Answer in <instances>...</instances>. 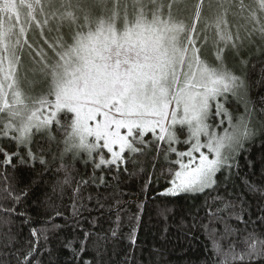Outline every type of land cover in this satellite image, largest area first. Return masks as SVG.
<instances>
[{
    "label": "snow or ice",
    "instance_id": "6c2138e0",
    "mask_svg": "<svg viewBox=\"0 0 264 264\" xmlns=\"http://www.w3.org/2000/svg\"><path fill=\"white\" fill-rule=\"evenodd\" d=\"M257 53L264 0H0V264H54L55 242L63 264H135L161 180L158 197L202 200L189 228L209 237L210 264H264V179L233 183L246 144L264 135L252 124ZM65 157L90 167L88 179ZM25 169L35 173L27 183ZM53 169L45 199L32 201ZM137 174L144 199L125 233L119 187ZM65 196L68 217L55 204ZM41 204L52 209L43 230L30 227Z\"/></svg>",
    "mask_w": 264,
    "mask_h": 264
},
{
    "label": "trees",
    "instance_id": "16d2710c",
    "mask_svg": "<svg viewBox=\"0 0 264 264\" xmlns=\"http://www.w3.org/2000/svg\"><path fill=\"white\" fill-rule=\"evenodd\" d=\"M249 72L252 75V79L257 83L250 91L251 100L254 103L255 111L257 115L253 117L252 124L256 129L264 128V115H261L260 101L261 97H264V86H261L259 81L264 79V56L257 53L251 60V66ZM238 115V113H234ZM57 136L59 134H56ZM45 148H51L53 152L62 150V145L57 146L55 142L44 144ZM246 151H244L239 157V178L233 179V183L237 191L244 189V180H248L251 183H257L264 179V135L258 131L254 141H250L246 144ZM50 158V157H49ZM65 163H74L73 174L77 179L83 176L84 179H88V173L91 172L90 167L80 161H71L68 157H65ZM133 169L130 168V171ZM40 168L37 167L38 173ZM235 171V170H234ZM62 176V173L60 174ZM21 180L27 183L35 176V173L25 169L20 173ZM55 176V170L48 173L45 177V184L40 185L35 189V194L30 197L32 201L37 198L44 200V189L49 186ZM142 176L132 175L125 179L119 187V191L122 192L123 199L127 201L125 208L127 215L124 217V232L126 233L129 227L128 218L134 215L137 211L138 200H143L144 196L141 193ZM164 181L161 180L159 185L153 184L151 187L155 189L149 192V197L154 198L146 202V207L140 218L139 232L137 234V247L135 249V264H210L209 256L212 249V244L203 231V229H190L191 224V212H194L197 207L202 203L201 199L194 197H176V198H164L158 197L157 192L162 191ZM246 190V189H245ZM91 191V189H89ZM87 194V193H86ZM249 201L252 205V210L256 211V205L258 201L251 195ZM162 202H168V206L173 209L170 213V218L165 219L160 216L157 209ZM56 206L60 211L64 213L66 217L71 216V206L67 196L64 197L63 203L60 200L55 201ZM51 211L50 207L45 205H39V213L33 212L32 218L35 221L30 227L43 230L44 222L47 220V216L42 213L45 211ZM203 216V212L200 213ZM256 219L255 216L252 217ZM57 223L63 224V219H57ZM19 226V225H17ZM255 225H250L254 227ZM28 227H24L25 236L28 234ZM104 227L107 228L108 224L105 223ZM241 227H243L241 225ZM68 234L66 228L65 233ZM225 244L227 241L224 242ZM57 249L52 257L55 264L59 261L63 264L64 261L69 259L66 249H60L59 243L55 242L52 245ZM129 251L127 248V241H121L115 248V254L112 256L114 262L123 261L125 254Z\"/></svg>",
    "mask_w": 264,
    "mask_h": 264
}]
</instances>
